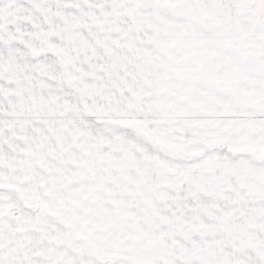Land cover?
<instances>
[{
	"label": "snow or ice",
	"instance_id": "snow-or-ice-1",
	"mask_svg": "<svg viewBox=\"0 0 264 264\" xmlns=\"http://www.w3.org/2000/svg\"><path fill=\"white\" fill-rule=\"evenodd\" d=\"M0 264H264V0H0Z\"/></svg>",
	"mask_w": 264,
	"mask_h": 264
}]
</instances>
